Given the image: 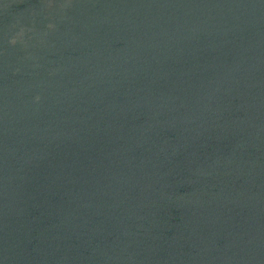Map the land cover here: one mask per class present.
Returning a JSON list of instances; mask_svg holds the SVG:
<instances>
[{
    "label": "water",
    "instance_id": "obj_1",
    "mask_svg": "<svg viewBox=\"0 0 264 264\" xmlns=\"http://www.w3.org/2000/svg\"><path fill=\"white\" fill-rule=\"evenodd\" d=\"M0 264H264V0H0Z\"/></svg>",
    "mask_w": 264,
    "mask_h": 264
}]
</instances>
